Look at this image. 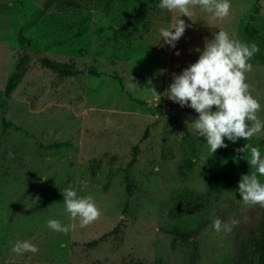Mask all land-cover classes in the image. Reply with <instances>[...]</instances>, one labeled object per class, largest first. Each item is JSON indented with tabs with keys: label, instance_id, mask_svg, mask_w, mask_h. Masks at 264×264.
<instances>
[{
	"label": "rangeland",
	"instance_id": "rangeland-1",
	"mask_svg": "<svg viewBox=\"0 0 264 264\" xmlns=\"http://www.w3.org/2000/svg\"><path fill=\"white\" fill-rule=\"evenodd\" d=\"M61 1L0 0L9 6L0 10V264H233L264 208L241 200L240 179L255 169L237 149L250 143L264 157V129L249 141L225 138L228 155L216 162L191 126L198 114L163 94L224 30L259 49L246 82L264 122V0H230L223 20L199 5L189 19L160 0ZM178 18L188 27L171 48L159 30ZM21 55L30 58L27 74L6 96ZM43 58L85 74L62 77ZM131 76L139 88H128ZM68 188L92 196L100 218L86 227L71 220ZM215 218L239 223L217 232ZM50 219L75 227L56 232ZM189 231L198 232L196 244L177 236ZM17 240L39 251L17 255Z\"/></svg>",
	"mask_w": 264,
	"mask_h": 264
},
{
	"label": "clouds",
	"instance_id": "clouds-1",
	"mask_svg": "<svg viewBox=\"0 0 264 264\" xmlns=\"http://www.w3.org/2000/svg\"><path fill=\"white\" fill-rule=\"evenodd\" d=\"M197 5L210 13L212 19L220 20L228 17L231 9L230 0H160L158 6L169 12L178 10L181 16L191 19L193 13L190 6ZM187 27L184 20L176 19L167 27L160 28V41L175 48ZM197 51L198 60L181 74H173L172 83L163 95L181 107H190L198 114V119L192 121L191 126L215 154L218 149L227 147L225 138L232 143L241 139L249 141L264 129V122L257 115L261 105L252 95L254 89L246 82L247 73L253 68L249 61L259 49L255 43H245L232 38L227 31L219 30L214 34V39L205 41L203 51ZM176 55L179 56L180 53L176 52ZM127 86L129 89L139 88L133 82L132 76ZM150 89L159 104L160 94L154 88ZM237 151L250 153L248 163L251 169H255L250 174L242 175L240 179L238 191L241 200L248 206L264 207V183L258 179V174L264 176V157L259 147L250 143ZM63 197L65 211L70 214L71 220H79L80 227L88 226L103 214L90 195L79 197L76 191L68 188L65 189ZM238 223L235 219L224 223L215 218L212 227L217 232H231ZM47 227L67 234L75 224L63 225L59 220L50 219ZM11 251L22 255L26 252L35 254L39 249L30 241L17 240Z\"/></svg>",
	"mask_w": 264,
	"mask_h": 264
},
{
	"label": "trees",
	"instance_id": "trees-1",
	"mask_svg": "<svg viewBox=\"0 0 264 264\" xmlns=\"http://www.w3.org/2000/svg\"><path fill=\"white\" fill-rule=\"evenodd\" d=\"M74 1L75 0H62L61 4L62 6H64V4H67L69 6ZM8 7H9L8 5H0V10H4V9L6 10L8 9ZM23 40L21 38L20 42L24 43ZM27 42L29 43L28 40ZM29 61L30 58L28 55H21L18 58L15 65V70L10 75L6 84V88H5L6 96H10L11 94H13V92L22 83L28 71ZM41 64L43 67L53 71L54 73H57L62 77H76L85 74V72L83 71L76 70L75 64L60 63L53 61L49 58H43L41 60ZM90 74L93 75L96 73H93V71H91ZM4 126H5L4 132L8 133L10 130V124L5 122ZM148 134H149V130L147 129L142 140H145ZM138 150H139V146H136L132 154L133 159L131 164H134L136 162ZM226 155H228V151L224 148H220L214 154V160L216 162H223ZM112 233L114 232L112 231L109 234L103 236L102 238L107 237ZM197 235L198 232L196 231L177 233V236H181L185 241H191L194 242L195 244H196L195 239ZM237 246H238L237 252L233 264H264V208L261 210L258 217L254 220L252 226L248 228L246 233L238 240Z\"/></svg>",
	"mask_w": 264,
	"mask_h": 264
}]
</instances>
